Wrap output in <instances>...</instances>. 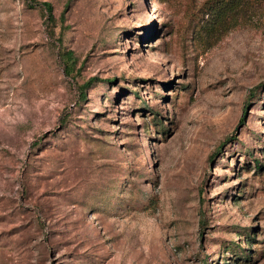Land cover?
Wrapping results in <instances>:
<instances>
[{"label":"rangeland","instance_id":"374dc122","mask_svg":"<svg viewBox=\"0 0 264 264\" xmlns=\"http://www.w3.org/2000/svg\"><path fill=\"white\" fill-rule=\"evenodd\" d=\"M0 264H264V0H0Z\"/></svg>","mask_w":264,"mask_h":264},{"label":"trees","instance_id":"16d2710c","mask_svg":"<svg viewBox=\"0 0 264 264\" xmlns=\"http://www.w3.org/2000/svg\"><path fill=\"white\" fill-rule=\"evenodd\" d=\"M43 4H44V7L46 8V10H47V12H48V17L51 19L52 17H53V15H52V12H51V10H52V7H51V4H50V2H48V1H44L43 2ZM63 55H64V57H65V59H66V67H67V70H71V68L75 65V62H76V58L74 57V55L72 54V51L71 50H65V51H63ZM95 77H90L88 80H86L83 84H82V86H81V88H82V96H83V91H84V89L88 86V85H90V83L93 81V79H94Z\"/></svg>","mask_w":264,"mask_h":264}]
</instances>
